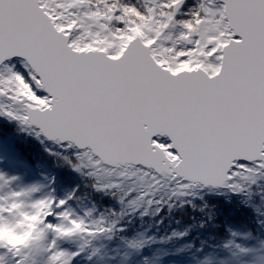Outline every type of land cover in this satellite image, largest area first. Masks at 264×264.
<instances>
[{
  "label": "snow or ice",
  "instance_id": "6c2138e0",
  "mask_svg": "<svg viewBox=\"0 0 264 264\" xmlns=\"http://www.w3.org/2000/svg\"><path fill=\"white\" fill-rule=\"evenodd\" d=\"M152 2L141 12L118 0H0V99L23 106L0 103V118L93 167L175 181L181 195L224 187L253 161L264 169V0H193L183 13L188 0ZM89 5L83 19L73 11ZM174 23L181 31L164 46ZM67 203L35 202L20 213L25 231L0 226V248L19 253L39 225L93 234ZM19 207L0 204V218Z\"/></svg>",
  "mask_w": 264,
  "mask_h": 264
},
{
  "label": "trees",
  "instance_id": "16d2710c",
  "mask_svg": "<svg viewBox=\"0 0 264 264\" xmlns=\"http://www.w3.org/2000/svg\"><path fill=\"white\" fill-rule=\"evenodd\" d=\"M0 140L39 169L42 164L55 168V161H60L54 199L68 200L65 208L72 219L94 230L91 235L75 231L60 236L71 249L58 251L66 256L79 252L80 264H264V184L240 185L239 190L247 188L242 195L248 198L244 204L234 198L201 199L184 206L146 190H105L80 169L71 155L53 154L28 140L15 126H3ZM0 188L6 190L1 183ZM28 189L29 185L21 195L32 206L40 199L31 196ZM0 197L5 199L3 194ZM20 213L17 209L5 214L13 224L6 226L2 217L0 226L8 231H25ZM53 234L47 228L35 233L21 249V263L52 264L50 253L57 250L48 252L41 241ZM79 255L73 256L75 263ZM70 264H74L72 260Z\"/></svg>",
  "mask_w": 264,
  "mask_h": 264
},
{
  "label": "water",
  "instance_id": "95a60500",
  "mask_svg": "<svg viewBox=\"0 0 264 264\" xmlns=\"http://www.w3.org/2000/svg\"><path fill=\"white\" fill-rule=\"evenodd\" d=\"M73 11L76 12L77 16L83 19L84 13L89 11V7L73 9ZM86 23L91 22L86 21ZM97 30L98 29L96 28L92 29V31ZM166 30H164V32ZM159 42L162 43V36ZM0 103L4 104L8 108V110L11 111L20 112L23 110V106L21 104L9 102L6 99H0ZM0 124L9 127L15 126L28 140H31L32 142H35L36 144H39L41 146H45L53 152H57L61 155H71L77 161L81 170H83L97 184L102 185L106 190L111 192H133L135 190L141 189L146 190L155 196H168L171 199H175L179 202H198L200 199L220 201L234 197L239 188V184L255 185L264 183V169L257 168V161H253L249 165L251 171H240V174L234 176L232 180L227 181L224 187L213 188L210 186L197 185L191 189L186 190V194L181 195L176 189L175 181H171L165 177L157 175L156 179L159 181V183L157 184L154 183L151 174L145 176L142 172L137 171L135 166H127L123 164L114 166L109 163H104L99 165L98 167H93L86 161L77 159L72 155V153L62 151L55 145H42L36 138H34L30 134L27 128L20 125L18 122L8 121L0 118ZM228 185H232L233 187L230 188L228 187Z\"/></svg>",
  "mask_w": 264,
  "mask_h": 264
},
{
  "label": "rangeland",
  "instance_id": "374dc122",
  "mask_svg": "<svg viewBox=\"0 0 264 264\" xmlns=\"http://www.w3.org/2000/svg\"><path fill=\"white\" fill-rule=\"evenodd\" d=\"M0 146H3L5 150V155L8 158V161L6 163L0 160V183L4 187H6V190L4 191L1 190L0 188V194H3V196H5V199L0 197V204L7 206L9 203L15 202L20 205L18 209L21 210V213L31 214L33 211L31 209V204H30L31 202H29V200L25 198L26 197L25 195H21V192L24 193L26 191L27 185H29L28 192H30L31 195H34L31 193V190L35 189L37 192V194L34 195L35 197H39L40 200H47L48 195H51L49 193L50 189L53 188V191L55 193L54 184L56 188L57 185L56 178L58 175L57 165L58 166L60 165V161H55V168H51L49 164H44V165L42 164L41 168L39 169L27 163V161L23 159L22 156L15 155L10 150V147L3 142V140H0ZM52 153L54 154L56 152H52ZM49 182H52V186L49 184ZM42 187L47 192L45 191L43 192ZM101 187L103 188V186ZM246 191H247L246 187H243L240 190H238L240 194H244L246 193ZM14 194H18V195H14ZM69 205L71 206V203H69ZM3 223L6 226H10L13 224L11 219H9L8 217H4ZM44 228L45 227L43 225H39L36 233L43 231ZM8 233H9L8 228L5 227L2 235L7 236ZM53 242H54V247H53ZM41 243L44 245L45 249L48 250V252H53L54 250L58 251L60 248H65V247L67 248L68 246L66 242L62 241V239L60 238V236L57 235V233L51 235L50 237H45L43 241H41ZM77 257L79 258L77 263H75L76 262L75 257H72L71 259L74 264H80L82 262L80 259V255ZM13 261L23 262L21 250L19 251V253L14 254L13 252L6 251L5 249L0 248V264H13Z\"/></svg>",
  "mask_w": 264,
  "mask_h": 264
},
{
  "label": "flooded vegetation",
  "instance_id": "af4514ba",
  "mask_svg": "<svg viewBox=\"0 0 264 264\" xmlns=\"http://www.w3.org/2000/svg\"><path fill=\"white\" fill-rule=\"evenodd\" d=\"M109 3H113V0H108ZM193 0H188V2L184 5L182 9H180V12L183 13L186 10H188L192 6ZM118 3L120 6H130L135 7L136 9L140 10L141 12H144L147 7H153L154 4L152 0H118ZM159 0H156V5H158ZM91 8V5H89V10ZM101 10H104L103 5L100 6ZM159 11V9H158ZM157 18H159L157 16ZM185 17L183 15H177L176 20L180 21L184 19ZM113 29L117 27L115 20L112 21ZM181 31V28L178 23L171 24L169 28L163 33L162 35V44L164 46H171V44L176 41V37ZM165 37H168L169 39H165Z\"/></svg>",
  "mask_w": 264,
  "mask_h": 264
}]
</instances>
